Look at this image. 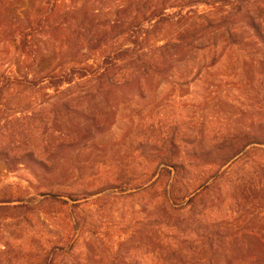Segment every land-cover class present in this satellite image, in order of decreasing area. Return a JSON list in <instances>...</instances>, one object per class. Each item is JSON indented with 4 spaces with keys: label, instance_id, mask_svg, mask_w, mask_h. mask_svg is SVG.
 <instances>
[{
    "label": "rangeland",
    "instance_id": "obj_1",
    "mask_svg": "<svg viewBox=\"0 0 264 264\" xmlns=\"http://www.w3.org/2000/svg\"><path fill=\"white\" fill-rule=\"evenodd\" d=\"M120 1L18 0L9 8V17L42 23L32 37L38 60L28 67L15 37L0 31V264H264V56L252 54H264L259 41L222 46L191 76L135 65L128 84L101 95L94 74L60 91L7 88L9 76L68 72L81 57L91 59L89 71L101 68L104 44L91 56L77 42L88 27L117 25L128 3ZM214 1L223 13L240 2L173 0L167 13L180 4L207 12ZM144 27L149 48L177 30ZM128 47V36L113 44ZM75 95L90 100L61 109ZM44 109L53 143L37 129ZM12 126L23 134L9 137ZM72 136L84 138L71 144ZM208 236L211 244L171 261L178 242Z\"/></svg>",
    "mask_w": 264,
    "mask_h": 264
},
{
    "label": "trees",
    "instance_id": "obj_2",
    "mask_svg": "<svg viewBox=\"0 0 264 264\" xmlns=\"http://www.w3.org/2000/svg\"><path fill=\"white\" fill-rule=\"evenodd\" d=\"M16 1L18 0H0V31H4V34L7 33V37H15L18 52L22 55L21 64L28 67L30 63L38 60L35 55L38 46L35 40L33 42L32 37L37 30V23L41 25L42 20L38 19L35 24V20L25 19V21H22L9 17V8ZM172 1L124 0V3H128L122 5V8L118 11L117 14L120 20L117 25L112 26L110 30L103 29L102 31L86 28L87 32L80 36L77 46H81V50L86 49L87 54L90 52L89 55L92 56L93 53L100 54L101 46L104 44L105 49L101 52L103 64L98 70L89 71L90 65H88V62L91 59L81 57L82 60L72 62L74 67H71L68 72L60 71L54 74V71H52L40 79H38L39 75L31 77L32 75L28 73L23 76H9L7 78V88L11 89V84L37 87L42 83H46L49 89L53 88L60 91L65 85L71 87L76 80H85L94 74L97 91L101 95L108 87L117 88L128 84L132 75V68L135 65L145 71L160 72L177 67L191 76L196 70L205 67L204 61L207 59V55H216L222 46L238 47L247 40L259 41L261 46H264V11L257 8L260 5L259 0H240L236 7L224 13L221 12V8L216 1L208 5L209 11L203 13L181 4L178 11L167 13L176 7ZM120 2L119 0L118 3ZM177 4L179 5V2ZM145 23L150 24L153 30H158L161 26L168 24L177 27V30L164 45L149 48L144 46L143 33H145L144 30H147L144 27ZM125 36L129 37L134 48L113 49L115 39ZM252 54L253 56L257 54L259 57L264 56L261 49L256 53L253 51ZM258 61L259 65L263 67L264 59ZM81 64L86 65L82 67ZM79 66L81 67L79 68ZM4 90V88H0V98ZM85 100H90L88 95H75L62 104L61 109H68V107L78 109L84 105ZM40 113H42V116L39 118L40 126L38 125L37 129L44 131L42 135L51 133L50 141L53 143L52 135H54V132H50L49 114L46 109L40 110ZM102 128V124L98 125L97 130L102 132ZM11 129L12 132L9 137L13 138L20 137L24 132L22 129L20 131L13 126ZM83 138L72 136L71 144H78ZM25 139L24 146L28 147L31 144L30 137ZM249 144L246 146L248 147ZM223 149L226 148L220 144L217 150L222 151ZM241 149L234 154L226 155L225 159L223 158V164L231 161L241 152ZM181 169L184 168L181 167ZM167 172L169 176L173 174L171 170ZM212 239L213 237L208 236L204 242L198 240L178 242L176 252H172L171 261L178 258L182 260L184 254L196 249L197 244L205 243L207 246V244H211ZM187 244H190V247L184 249L183 246Z\"/></svg>",
    "mask_w": 264,
    "mask_h": 264
},
{
    "label": "water",
    "instance_id": "obj_3",
    "mask_svg": "<svg viewBox=\"0 0 264 264\" xmlns=\"http://www.w3.org/2000/svg\"><path fill=\"white\" fill-rule=\"evenodd\" d=\"M45 198H57L58 196L55 195H44Z\"/></svg>",
    "mask_w": 264,
    "mask_h": 264
}]
</instances>
